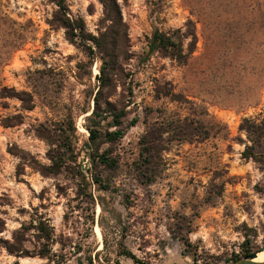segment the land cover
Returning <instances> with one entry per match:
<instances>
[{"label":"rangeland","instance_id":"rangeland-1","mask_svg":"<svg viewBox=\"0 0 264 264\" xmlns=\"http://www.w3.org/2000/svg\"><path fill=\"white\" fill-rule=\"evenodd\" d=\"M117 2L126 54L108 57L101 111L106 125L125 110L126 134L92 146L111 169L86 148L99 50L52 25L51 0H0V264H231L262 251L264 168L243 158L241 126L264 121V0ZM67 8L93 36L110 26L101 0ZM156 30L181 42L183 62L146 58ZM70 117L80 157L57 169ZM80 168L102 186L87 174L81 192Z\"/></svg>","mask_w":264,"mask_h":264},{"label":"trees","instance_id":"trees-1","mask_svg":"<svg viewBox=\"0 0 264 264\" xmlns=\"http://www.w3.org/2000/svg\"><path fill=\"white\" fill-rule=\"evenodd\" d=\"M58 6V11L55 15V18L52 22L53 26H58L65 30L67 39L73 44H80L82 47L86 48L89 51L90 56H94L97 52L95 49L99 50V53L102 55L101 60L103 62V67L101 68V75L99 76V81L101 82V87L94 97L95 107L92 113L87 117L86 129L89 133V143L86 144V148L92 150L94 155H90L93 158V166L98 164L104 165L105 167L114 169L117 167V162L109 156V152L105 151L100 154L99 148L94 150L92 146L99 145L100 140H103L104 143H117L121 141L125 134L126 129H124V119L126 118V111L122 110L118 115L113 117L112 123L105 122L108 121V118L103 115L101 111L102 104V88L110 86V81L103 78V74L107 70L108 66V57L116 59L114 65H117V60L126 54L124 51V42L123 40L127 37L126 26L123 22L122 12L117 0H101L105 7V17L103 21L105 23H110V26L107 28L106 32L101 34L99 37L93 36L87 30L85 21L82 18H74L69 15L67 8L68 0H51ZM110 2V4H108ZM148 51L146 52V58H150L156 53H169L171 50H174L172 56L176 58L179 62H183L186 55L180 43H176L171 36L168 34L156 30L153 33L152 39L148 44ZM120 62V61H119ZM108 105V103H105ZM138 119H134L131 126L137 124ZM111 128H115V131H111ZM241 129L248 134V141L251 145L246 146V150L243 153V158L245 160H253L264 168V121L257 122L252 119H244ZM59 133L58 142H60L63 147L64 152L57 157H51V160L54 163V166L57 169L64 167L69 162L77 163L80 157V154L76 152V140H77V129L76 123L73 117L69 118V121L58 126L55 131ZM53 136H48V139H52ZM146 158L148 159L146 163L150 165L151 160L154 158L153 151L147 149ZM87 174L93 175V182L95 184L101 185L102 179L97 174H92L90 171L86 173L80 168L79 176L81 177L80 187L83 185L81 192H87L89 183L87 181ZM148 182H152L153 179H147ZM102 186V185H101ZM93 201V196L89 195ZM130 254V253H128ZM252 252H247L246 257L251 256ZM47 254H44L43 257H47ZM132 257L137 263L139 261ZM240 258H236L233 262L239 261ZM230 264V263H228Z\"/></svg>","mask_w":264,"mask_h":264},{"label":"water","instance_id":"water-1","mask_svg":"<svg viewBox=\"0 0 264 264\" xmlns=\"http://www.w3.org/2000/svg\"><path fill=\"white\" fill-rule=\"evenodd\" d=\"M258 253H253L251 256L246 257L244 259H240L239 261H236L231 264H264V263H256L254 260L258 257Z\"/></svg>","mask_w":264,"mask_h":264},{"label":"bare ground","instance_id":"bare-ground-1","mask_svg":"<svg viewBox=\"0 0 264 264\" xmlns=\"http://www.w3.org/2000/svg\"><path fill=\"white\" fill-rule=\"evenodd\" d=\"M256 263H264V249L259 251L258 257L254 260Z\"/></svg>","mask_w":264,"mask_h":264}]
</instances>
